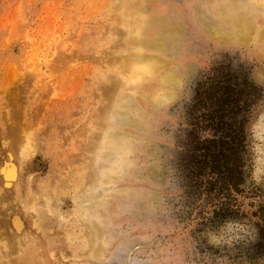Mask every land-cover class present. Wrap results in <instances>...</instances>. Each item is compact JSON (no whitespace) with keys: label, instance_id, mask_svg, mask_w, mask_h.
Instances as JSON below:
<instances>
[{"label":"rangeland","instance_id":"rangeland-1","mask_svg":"<svg viewBox=\"0 0 264 264\" xmlns=\"http://www.w3.org/2000/svg\"><path fill=\"white\" fill-rule=\"evenodd\" d=\"M212 105L239 192L190 155ZM0 264H264V0H0Z\"/></svg>","mask_w":264,"mask_h":264},{"label":"trees","instance_id":"trees-1","mask_svg":"<svg viewBox=\"0 0 264 264\" xmlns=\"http://www.w3.org/2000/svg\"><path fill=\"white\" fill-rule=\"evenodd\" d=\"M196 95L197 102L205 98V96L199 97L198 93ZM220 96L218 94L214 100L222 101ZM195 111L197 114L191 126L199 127L208 136L202 137L199 141L196 139L192 143L191 157L195 163L200 162L199 167L205 161L209 162V171L219 179L220 187L232 192L241 191L243 188L240 185L243 179V156L246 150L244 113L246 110L244 108L225 109L221 105H212ZM197 122L201 125L196 124ZM196 173L195 171L194 174ZM255 203L258 205L261 202L257 200Z\"/></svg>","mask_w":264,"mask_h":264},{"label":"bare ground","instance_id":"bare-ground-1","mask_svg":"<svg viewBox=\"0 0 264 264\" xmlns=\"http://www.w3.org/2000/svg\"><path fill=\"white\" fill-rule=\"evenodd\" d=\"M140 4V3H139ZM138 3H134L133 5H127L128 6V8H130V9H128L127 8V10H128V12H127V14L128 15H130V17L132 18V20L133 21H130L129 22V24L131 25V26H137L138 25V22H137V17H134V15L135 16H137L136 15V13L138 14V10H140L141 9V7H140V5H139ZM134 14V15H133ZM133 15V16H132ZM134 17V18H133ZM126 20V19H125ZM213 32V31H212ZM123 36V35H122ZM153 62V61H152ZM150 63L148 66H150V67H153V63ZM124 81V80H123ZM123 84V83H122ZM121 83L119 84V85H122ZM117 85V84H116ZM125 88V87H124ZM123 88V89H124ZM123 89L120 87L119 89H118V91H116L115 93V97L114 98H117V100H116V102H115V104L116 105H118L119 103H120V99H121V96H122V93H123ZM115 91V90H114ZM124 96V95H123ZM122 100V99H121ZM11 165V164H10ZM13 169V168H12ZM5 170V169H4ZM14 171V170H13ZM9 172V171H8ZM12 173V172H11ZM10 173V174H11ZM7 174V173H6ZM13 174V173H12ZM14 176H15V173H14ZM7 178H8V176H7ZM10 178V177H9ZM14 178V177H13ZM13 180V179H12ZM10 182V181H9ZM11 183V182H10ZM10 183L8 184V185H10ZM7 185V184H6ZM15 224L18 226V227H20L21 226V223L19 222V221H16L15 222Z\"/></svg>","mask_w":264,"mask_h":264}]
</instances>
